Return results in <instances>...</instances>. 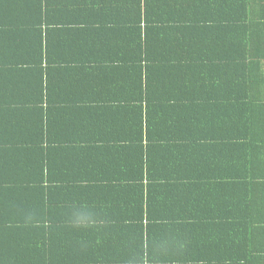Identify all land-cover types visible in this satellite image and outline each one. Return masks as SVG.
I'll use <instances>...</instances> for the list:
<instances>
[{
  "label": "crops",
  "instance_id": "0c3cea01",
  "mask_svg": "<svg viewBox=\"0 0 264 264\" xmlns=\"http://www.w3.org/2000/svg\"><path fill=\"white\" fill-rule=\"evenodd\" d=\"M241 1L0 0V264H126L167 225L183 244L165 264H259L264 209L226 206L264 168L241 105L260 81L227 33ZM74 200L107 226L67 228ZM24 207L45 224L24 226Z\"/></svg>",
  "mask_w": 264,
  "mask_h": 264
},
{
  "label": "trees",
  "instance_id": "16d2710c",
  "mask_svg": "<svg viewBox=\"0 0 264 264\" xmlns=\"http://www.w3.org/2000/svg\"><path fill=\"white\" fill-rule=\"evenodd\" d=\"M242 5H237L238 14L241 16V24L236 22H230L228 25L227 33L237 29L240 30L241 34V47L244 51L239 58H242L241 66L243 67V79H259L260 87L259 92L261 96H264V0H242ZM235 6L232 8V11L229 13H235ZM236 16V15H235ZM233 21H237L234 19ZM238 25H241L238 28ZM249 70L253 72H249ZM254 76V77H253ZM241 105L244 106L242 114L243 125H258L260 127L264 126V115L261 113V109H256V107H264V98L259 97L258 100H246L244 99ZM249 110V112H248ZM244 137H249L250 135L244 134ZM256 136V135H253ZM253 150L246 151L245 155L251 157ZM136 164L139 165L137 160ZM138 166L135 168V171L131 169V173L135 175L137 172ZM264 168L259 166H248L243 169V175L240 176L243 179V186L237 189L240 197L236 194H233V198L227 201L226 206L231 207H244L243 209L250 207H258L264 209V179L261 178ZM262 173V174H261ZM133 176V175H132ZM132 176L130 177L131 179ZM251 179V180H249ZM234 189V188H233ZM234 193V190H233ZM124 194H115V201L120 202L122 205L127 206V201L124 197ZM232 191L228 192V197L231 198ZM139 203L142 204V195L138 196ZM124 201L126 202H123ZM138 203V199H136ZM136 203V204H137ZM159 204L157 203V206ZM164 206V205H163ZM155 215V214H154ZM157 216V214L155 215ZM160 216V215H159ZM246 216H249L248 214ZM150 217H154L153 214H150ZM256 246V245H255ZM260 244L257 248H251L248 251L254 253L257 251L258 256L253 257V260L259 264H264V248L259 249ZM261 245L260 248H262ZM246 249V248H244ZM249 253V254H250ZM246 254V253H245ZM243 254V255H245ZM248 254V255H249ZM246 264H253V262H247ZM258 264V263H254Z\"/></svg>",
  "mask_w": 264,
  "mask_h": 264
},
{
  "label": "clouds",
  "instance_id": "9594fccd",
  "mask_svg": "<svg viewBox=\"0 0 264 264\" xmlns=\"http://www.w3.org/2000/svg\"><path fill=\"white\" fill-rule=\"evenodd\" d=\"M20 222L31 228L42 227L46 222L41 207H24L19 212ZM110 221L107 210L92 200H74L64 215V224L73 232L100 231ZM183 242L174 228L164 226L158 233L149 236L147 242L136 243L126 258V264H165L176 255Z\"/></svg>",
  "mask_w": 264,
  "mask_h": 264
}]
</instances>
